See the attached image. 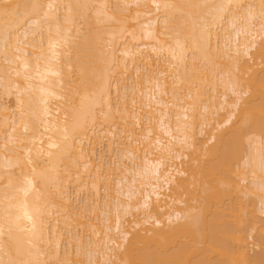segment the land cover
<instances>
[{"label":"bare ground","instance_id":"obj_1","mask_svg":"<svg viewBox=\"0 0 264 264\" xmlns=\"http://www.w3.org/2000/svg\"><path fill=\"white\" fill-rule=\"evenodd\" d=\"M263 214L264 0H0V264H264Z\"/></svg>","mask_w":264,"mask_h":264},{"label":"rangeland","instance_id":"obj_2","mask_svg":"<svg viewBox=\"0 0 264 264\" xmlns=\"http://www.w3.org/2000/svg\"><path fill=\"white\" fill-rule=\"evenodd\" d=\"M208 130H209V128H207V131H208ZM185 152H186V151H185ZM97 154H98V153H97ZM186 158H187V157H186ZM179 161L181 162V161H186V160L184 159V157H181ZM179 161H178V160H177V161H174V163H176V162L178 163ZM180 162H179V165L181 166V163H180ZM177 163H176V166L178 167V164H177ZM238 179H239V178H238ZM86 189H87V188H85L84 190L82 189L83 191H82V190H79L80 192L78 191L79 193L77 194V192H73V191H75V190L71 187V188H70V191L73 192V193L71 192V197L74 199V198H75L74 195L77 194L76 197H78V198L81 199V200H82V199L84 200L85 196L87 195L86 193H88V194H89V192H90V194L93 193V191H92L90 188H89L88 191H87ZM85 190H86L87 192H86ZM90 190H91L92 192H91ZM82 194H83V196H82ZM100 194H101V195L104 194L102 190H101ZM91 195H92V194H91ZM80 197H81V198H80ZM251 199H252V200H255V202H256V199H255V198L251 197ZM83 200H82V201H83ZM72 201H73V200H72ZM179 205L182 206L181 204H179ZM263 215H264V214H263ZM263 215H262L260 218H262ZM94 222H96V221H94ZM125 226H126V224H125ZM100 237H101V236H100ZM100 237H98V238H100ZM249 243H250V244H249L248 249L250 250V253L252 254V253H254V251H256L257 249H256V247H255V243H254L252 240H250ZM84 258H85V257H84ZM84 258H83V259H84ZM84 260H85V259H84Z\"/></svg>","mask_w":264,"mask_h":264}]
</instances>
